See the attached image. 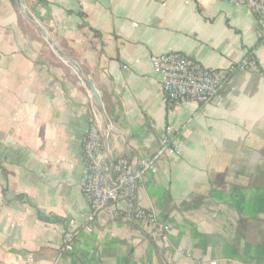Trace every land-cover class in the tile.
<instances>
[{
	"label": "crops",
	"instance_id": "obj_1",
	"mask_svg": "<svg viewBox=\"0 0 264 264\" xmlns=\"http://www.w3.org/2000/svg\"><path fill=\"white\" fill-rule=\"evenodd\" d=\"M33 1L83 69L77 76L98 92L113 158L153 160L172 128L179 155L159 157L137 197L170 226V246L154 227L110 211L85 229L82 141L92 93L37 62L17 1L0 0V264H264V42L249 8L225 0ZM172 52L227 73L250 57L259 72L230 73L221 105L171 103L151 57ZM70 221L79 234L66 251Z\"/></svg>",
	"mask_w": 264,
	"mask_h": 264
},
{
	"label": "built area",
	"instance_id": "obj_2",
	"mask_svg": "<svg viewBox=\"0 0 264 264\" xmlns=\"http://www.w3.org/2000/svg\"><path fill=\"white\" fill-rule=\"evenodd\" d=\"M225 1L249 8L261 28V38L264 42V0ZM151 64L168 102L189 101L200 106L212 102L216 105L222 104L219 91L230 72L204 68L197 61L174 52L152 56ZM234 67L237 70L259 72L257 62L250 57ZM172 132L171 127L166 129L162 148L153 160H143L135 164L125 157L113 158L106 150L103 140L100 109L97 103L94 105L89 127L82 141L84 159L82 189L90 207L85 226L88 232L92 231L98 215L110 211L115 218L126 217L139 224L154 227L157 238L169 248L167 234L170 226L160 224L153 213L138 207L137 197L146 172H157L155 161L165 154L179 155V150L173 144ZM78 234V226L74 221H70V230L65 235L64 250H73ZM211 264H223V261H214Z\"/></svg>",
	"mask_w": 264,
	"mask_h": 264
},
{
	"label": "rangeland",
	"instance_id": "obj_3",
	"mask_svg": "<svg viewBox=\"0 0 264 264\" xmlns=\"http://www.w3.org/2000/svg\"><path fill=\"white\" fill-rule=\"evenodd\" d=\"M16 1L18 11L20 13V24L26 33L27 46L29 51L32 52L33 57L37 60V62L45 64L49 70L55 73L59 72L64 75H73L78 80L80 85L85 87V90L91 95L90 89L86 84V78L77 76L81 74L75 70V67L70 65L64 59L65 57L67 59L74 60V54L71 49L66 47V43H61L58 40L56 33L54 32L53 24L49 21L38 18L36 10L32 5L34 2L33 0ZM31 15L34 17L33 20L30 18ZM50 26L53 27L50 28ZM45 36L48 37L49 41ZM54 47L56 49H54ZM80 70L82 75H85V73H83V69ZM91 98L95 103L94 98L92 96Z\"/></svg>",
	"mask_w": 264,
	"mask_h": 264
},
{
	"label": "water",
	"instance_id": "obj_4",
	"mask_svg": "<svg viewBox=\"0 0 264 264\" xmlns=\"http://www.w3.org/2000/svg\"><path fill=\"white\" fill-rule=\"evenodd\" d=\"M30 18H31L32 20L34 19V17H33L32 15L30 16ZM45 37H46V39L49 41L48 37H47V36H45ZM54 49H56V48L54 47ZM58 53H59V52H58ZM64 59H65L70 65H72L73 67H75V69H77L78 72L82 75L81 70H80V68H79V66L77 65L76 62H74V61L71 60V59H67V58H65V57H64ZM86 84H87L88 88L90 89V92L92 93V97L94 98L95 102L97 103L98 106L101 107V106H102V101H101L100 96H99L98 92L96 91L94 85H93L90 81H86Z\"/></svg>",
	"mask_w": 264,
	"mask_h": 264
},
{
	"label": "trees",
	"instance_id": "obj_5",
	"mask_svg": "<svg viewBox=\"0 0 264 264\" xmlns=\"http://www.w3.org/2000/svg\"><path fill=\"white\" fill-rule=\"evenodd\" d=\"M235 70H237V68L236 67H234L233 68V70L230 72V73H232L233 71H235ZM230 76V75H229ZM229 78V77H228Z\"/></svg>",
	"mask_w": 264,
	"mask_h": 264
},
{
	"label": "bare ground",
	"instance_id": "obj_6",
	"mask_svg": "<svg viewBox=\"0 0 264 264\" xmlns=\"http://www.w3.org/2000/svg\"><path fill=\"white\" fill-rule=\"evenodd\" d=\"M21 6H23V5H21ZM27 8V7H26ZM76 71H78L77 69H75Z\"/></svg>",
	"mask_w": 264,
	"mask_h": 264
}]
</instances>
